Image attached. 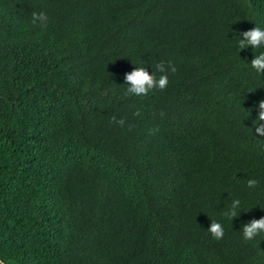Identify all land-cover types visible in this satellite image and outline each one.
Here are the masks:
<instances>
[{
	"label": "trees",
	"instance_id": "1",
	"mask_svg": "<svg viewBox=\"0 0 264 264\" xmlns=\"http://www.w3.org/2000/svg\"><path fill=\"white\" fill-rule=\"evenodd\" d=\"M255 25L264 0H0V260L264 264ZM160 61L167 88L127 94Z\"/></svg>",
	"mask_w": 264,
	"mask_h": 264
},
{
	"label": "clouds",
	"instance_id": "2",
	"mask_svg": "<svg viewBox=\"0 0 264 264\" xmlns=\"http://www.w3.org/2000/svg\"><path fill=\"white\" fill-rule=\"evenodd\" d=\"M31 19L34 24L39 22L41 27H46L48 22V17L46 13L40 12H32ZM242 39H239L238 46L239 49H245L251 46L253 49L264 47V28L260 26L253 27L250 30L244 31L242 34ZM251 66L256 70L258 74L264 75V52L255 55L251 60ZM156 71L161 73V75L157 78L155 72L149 74L146 67H135L131 72L125 74V84L127 87V94H134L136 96H147L149 92L153 89L165 90L168 86V71L170 70L172 73L176 72V68L171 62L167 63V67L165 66L164 61H160L155 65ZM135 115H139V112L135 113ZM163 115V113H162ZM112 121L118 123L120 126H124L125 120L121 118L120 120H116L115 117L112 118ZM255 131L260 136H264V124L260 123V121H264V100L259 102V112L256 118ZM259 181L256 179H249L247 181L248 187L254 188L258 185ZM240 201L238 199L233 200L231 203V209L229 212L225 213L230 219L237 217L238 214L236 209L239 207ZM211 235L220 240L224 236V228L220 222L215 220H211L210 227L207 229ZM261 232H264V217L259 219H252L247 222L242 227L243 237L246 240H252ZM0 264H5L3 260H0Z\"/></svg>",
	"mask_w": 264,
	"mask_h": 264
}]
</instances>
